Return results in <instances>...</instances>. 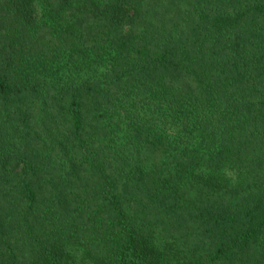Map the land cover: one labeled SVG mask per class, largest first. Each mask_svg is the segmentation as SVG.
<instances>
[{
  "label": "trees",
  "instance_id": "1",
  "mask_svg": "<svg viewBox=\"0 0 264 264\" xmlns=\"http://www.w3.org/2000/svg\"><path fill=\"white\" fill-rule=\"evenodd\" d=\"M0 264H264V0H0Z\"/></svg>",
  "mask_w": 264,
  "mask_h": 264
}]
</instances>
